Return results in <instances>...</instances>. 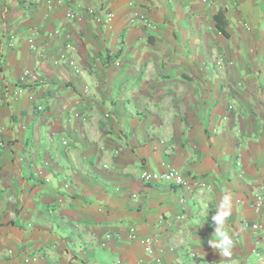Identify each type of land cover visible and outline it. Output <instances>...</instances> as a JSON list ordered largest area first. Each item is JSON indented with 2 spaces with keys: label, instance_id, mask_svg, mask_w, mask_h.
<instances>
[{
  "label": "crops",
  "instance_id": "obj_1",
  "mask_svg": "<svg viewBox=\"0 0 264 264\" xmlns=\"http://www.w3.org/2000/svg\"><path fill=\"white\" fill-rule=\"evenodd\" d=\"M156 258L264 264V0H0V264Z\"/></svg>",
  "mask_w": 264,
  "mask_h": 264
},
{
  "label": "built area",
  "instance_id": "obj_2",
  "mask_svg": "<svg viewBox=\"0 0 264 264\" xmlns=\"http://www.w3.org/2000/svg\"><path fill=\"white\" fill-rule=\"evenodd\" d=\"M59 2V1H58ZM78 5V4H77ZM79 6V5H78ZM66 19L68 20H75L77 18V13L73 10H67L65 14ZM134 17H137V15L134 14ZM112 18V13L106 14V22L109 24L110 20ZM139 18H142L144 21V16H139ZM32 44V43H31ZM32 46V45H30ZM33 47V46H32ZM75 50L74 46L71 43H67L64 50L61 51L59 54V58L63 59L64 62L67 64V66L72 70V72L76 75H81L82 71L80 67L76 64L75 60L69 57L68 53H72ZM216 65L218 67H221V61L218 60L216 62ZM29 75V71L25 70L23 73V76ZM34 77V76H33ZM23 79V78H21ZM36 79V78H34ZM229 109H232V106L229 107ZM64 143V142H63ZM140 179L143 183H153V182H164L167 184H171L173 186L179 187L183 190L190 189L193 184L188 180L185 179L180 172L174 169L166 170L162 173L158 172H151V171H142L140 174ZM47 181V179H45ZM200 186H205V184L195 183ZM207 187V185H206ZM254 207L256 211H260L262 207V198L260 196H257L254 201ZM252 229L257 230L259 225L258 224H252ZM141 243L143 245L144 251L148 254L153 253V247H152V239L149 237L142 238ZM160 258L155 259V263H160ZM258 261L263 263L264 260L262 258H258Z\"/></svg>",
  "mask_w": 264,
  "mask_h": 264
},
{
  "label": "clouds",
  "instance_id": "obj_3",
  "mask_svg": "<svg viewBox=\"0 0 264 264\" xmlns=\"http://www.w3.org/2000/svg\"><path fill=\"white\" fill-rule=\"evenodd\" d=\"M232 200L231 193L225 191L221 196L215 213L211 216L214 232L212 233V237L208 240V244L217 250L222 257H231L232 250L236 245L234 236L227 227L228 220L233 211ZM207 218L204 221H206Z\"/></svg>",
  "mask_w": 264,
  "mask_h": 264
},
{
  "label": "trees",
  "instance_id": "obj_4",
  "mask_svg": "<svg viewBox=\"0 0 264 264\" xmlns=\"http://www.w3.org/2000/svg\"><path fill=\"white\" fill-rule=\"evenodd\" d=\"M219 29H220V31H223V30H222V27H219Z\"/></svg>",
  "mask_w": 264,
  "mask_h": 264
}]
</instances>
